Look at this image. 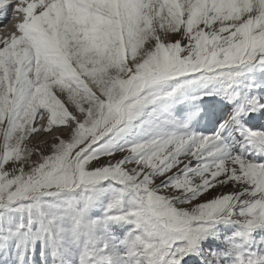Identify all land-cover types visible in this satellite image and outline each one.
<instances>
[{
  "label": "snow or ice",
  "instance_id": "1",
  "mask_svg": "<svg viewBox=\"0 0 264 264\" xmlns=\"http://www.w3.org/2000/svg\"><path fill=\"white\" fill-rule=\"evenodd\" d=\"M9 16L0 264H264V0Z\"/></svg>",
  "mask_w": 264,
  "mask_h": 264
},
{
  "label": "rangeland",
  "instance_id": "2",
  "mask_svg": "<svg viewBox=\"0 0 264 264\" xmlns=\"http://www.w3.org/2000/svg\"><path fill=\"white\" fill-rule=\"evenodd\" d=\"M15 23H16V21L14 19H11V17L9 16V19L6 20V23L0 28V32H1L0 36L7 35L11 31H13ZM5 33H7V34H5ZM42 135H44V134H42ZM39 140H40L39 138L33 137L31 143L36 144V143H38Z\"/></svg>",
  "mask_w": 264,
  "mask_h": 264
},
{
  "label": "bare ground",
  "instance_id": "3",
  "mask_svg": "<svg viewBox=\"0 0 264 264\" xmlns=\"http://www.w3.org/2000/svg\"><path fill=\"white\" fill-rule=\"evenodd\" d=\"M5 23H6V21H5V22L2 21V23H0V28H1ZM5 34H7V33H5ZM0 35H1V32H0ZM37 138H39V139H43V138H44V135H42V134H41V135L38 134Z\"/></svg>",
  "mask_w": 264,
  "mask_h": 264
}]
</instances>
